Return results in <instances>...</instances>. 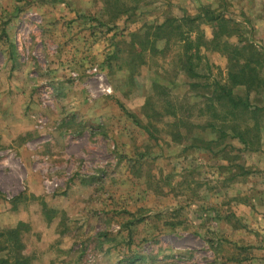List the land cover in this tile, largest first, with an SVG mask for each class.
Wrapping results in <instances>:
<instances>
[{
	"label": "rangeland",
	"instance_id": "obj_1",
	"mask_svg": "<svg viewBox=\"0 0 264 264\" xmlns=\"http://www.w3.org/2000/svg\"><path fill=\"white\" fill-rule=\"evenodd\" d=\"M126 1L114 18L104 0H0V234L16 229L31 264L41 251L70 264H261L264 121L257 150L150 137L132 116L144 124L147 94L169 81L130 63V43L210 5L264 48L253 21L264 0H193L189 12L182 0ZM203 53L227 68L223 52ZM191 81L170 86L183 96ZM250 99L264 107V93Z\"/></svg>",
	"mask_w": 264,
	"mask_h": 264
},
{
	"label": "trees",
	"instance_id": "obj_2",
	"mask_svg": "<svg viewBox=\"0 0 264 264\" xmlns=\"http://www.w3.org/2000/svg\"><path fill=\"white\" fill-rule=\"evenodd\" d=\"M104 1L107 6L116 5L114 18L129 10L126 0ZM201 8L195 15L168 17L133 33L130 63L160 67L169 84H153L142 109L144 124L132 117L150 137L163 131L172 142L212 155L230 147L229 139L257 150L262 141L264 107L253 102L250 94L264 93V48L246 38L242 24L223 10L210 5ZM207 26L212 29L209 39ZM207 45L227 55L225 70L209 62L203 53ZM179 75L192 80L183 96L170 86ZM0 236L5 237L0 243V264H30L20 253L23 244L16 229L2 231Z\"/></svg>",
	"mask_w": 264,
	"mask_h": 264
},
{
	"label": "crops",
	"instance_id": "obj_3",
	"mask_svg": "<svg viewBox=\"0 0 264 264\" xmlns=\"http://www.w3.org/2000/svg\"><path fill=\"white\" fill-rule=\"evenodd\" d=\"M199 1L210 2L211 0H199ZM192 2L193 0H182L183 11H186V12L192 11L193 10L192 8L195 6V5L191 6ZM259 7L261 8H259L260 10L258 11H262V14L255 15L253 17V21H254L255 27L259 29L258 32L262 36L264 34V6H259ZM12 20H13V17H12ZM161 21L162 20H160V22ZM11 55L13 54L10 53L9 57H11ZM262 245L263 246H262V254H261L262 256L261 264H264V243H262ZM71 259H72L71 257L66 256V254L64 253H50L48 251H41V253H39L38 256L33 257L32 264H70Z\"/></svg>",
	"mask_w": 264,
	"mask_h": 264
},
{
	"label": "built area",
	"instance_id": "obj_4",
	"mask_svg": "<svg viewBox=\"0 0 264 264\" xmlns=\"http://www.w3.org/2000/svg\"><path fill=\"white\" fill-rule=\"evenodd\" d=\"M97 70H98L97 68L94 69V71H97Z\"/></svg>",
	"mask_w": 264,
	"mask_h": 264
}]
</instances>
